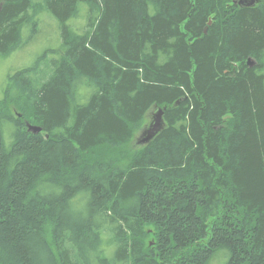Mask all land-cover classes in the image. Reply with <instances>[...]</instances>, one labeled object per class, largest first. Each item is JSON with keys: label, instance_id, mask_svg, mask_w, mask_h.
<instances>
[{"label": "trees", "instance_id": "1", "mask_svg": "<svg viewBox=\"0 0 264 264\" xmlns=\"http://www.w3.org/2000/svg\"><path fill=\"white\" fill-rule=\"evenodd\" d=\"M234 1L0 0V55L41 9L61 42L0 98V264H264V0Z\"/></svg>", "mask_w": 264, "mask_h": 264}, {"label": "rangeland", "instance_id": "2", "mask_svg": "<svg viewBox=\"0 0 264 264\" xmlns=\"http://www.w3.org/2000/svg\"><path fill=\"white\" fill-rule=\"evenodd\" d=\"M35 19L40 20L37 23V27H32L27 23L22 27V39L24 41L22 46L16 48L8 55H0V98L4 88L8 84V76L13 74V72L33 66L38 59L45 62L56 58L57 50L61 44L57 20L49 12L42 11V9ZM76 25H79V23ZM40 68H45V64H40ZM155 111L156 109H151L148 117L143 119L142 128L140 126L135 131L129 144L130 148L138 149L142 146L138 142L139 135L145 127H148L151 121V115ZM4 138L5 141L8 139L7 131H4ZM105 246L108 248L109 244L106 243Z\"/></svg>", "mask_w": 264, "mask_h": 264}, {"label": "water", "instance_id": "3", "mask_svg": "<svg viewBox=\"0 0 264 264\" xmlns=\"http://www.w3.org/2000/svg\"><path fill=\"white\" fill-rule=\"evenodd\" d=\"M234 2L238 3L239 5L250 6L256 2V0H235ZM205 31V30H204ZM247 64L252 66L254 64V60L252 58H247ZM178 103V101L176 102ZM165 107L156 108L154 112L153 119L150 121L148 127L144 128L139 135L138 142L142 145L150 142L164 127V114ZM25 126L28 131L33 133L39 132L41 127L38 125H32L29 122H25Z\"/></svg>", "mask_w": 264, "mask_h": 264}, {"label": "bare ground", "instance_id": "4", "mask_svg": "<svg viewBox=\"0 0 264 264\" xmlns=\"http://www.w3.org/2000/svg\"><path fill=\"white\" fill-rule=\"evenodd\" d=\"M154 109H156V108H154ZM149 112H151V111H148V112L145 114L144 118H145V117H148ZM153 115H154V113H152V115H151V121H152V119H153ZM25 122H29V121H24V123H25ZM29 123H30V122H29ZM30 124H32V123H30ZM32 125H35V124H32Z\"/></svg>", "mask_w": 264, "mask_h": 264}]
</instances>
